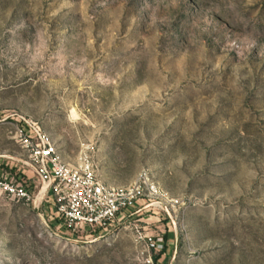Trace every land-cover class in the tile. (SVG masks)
<instances>
[{"label": "rangeland", "instance_id": "1", "mask_svg": "<svg viewBox=\"0 0 264 264\" xmlns=\"http://www.w3.org/2000/svg\"><path fill=\"white\" fill-rule=\"evenodd\" d=\"M6 116L0 178L35 205L0 192V264H264V0H0ZM20 117L112 187L148 171L170 216L73 235L19 171Z\"/></svg>", "mask_w": 264, "mask_h": 264}, {"label": "built area", "instance_id": "2", "mask_svg": "<svg viewBox=\"0 0 264 264\" xmlns=\"http://www.w3.org/2000/svg\"><path fill=\"white\" fill-rule=\"evenodd\" d=\"M13 116L3 117L7 123ZM14 140L23 152L17 160L22 174L32 172L42 183L41 203L54 200L55 212L62 227L74 234L86 231L90 237H103L124 227L125 221L141 214L158 212L170 216L173 203L166 197L148 171L140 173L131 184L112 187L98 176L92 156L83 150L76 165L66 163L53 137L43 126L20 117L15 126ZM12 159V158H10ZM15 160V159H13ZM0 178V192L8 199L35 205V199L26 184ZM140 242L149 251L159 247L158 241L144 235L143 228L135 226ZM147 264H153L152 259Z\"/></svg>", "mask_w": 264, "mask_h": 264}, {"label": "bare ground", "instance_id": "3", "mask_svg": "<svg viewBox=\"0 0 264 264\" xmlns=\"http://www.w3.org/2000/svg\"><path fill=\"white\" fill-rule=\"evenodd\" d=\"M72 117H73L74 119H76V120L79 119V118H78V115H77L75 112H72Z\"/></svg>", "mask_w": 264, "mask_h": 264}, {"label": "crops", "instance_id": "4", "mask_svg": "<svg viewBox=\"0 0 264 264\" xmlns=\"http://www.w3.org/2000/svg\"><path fill=\"white\" fill-rule=\"evenodd\" d=\"M4 165V163H0V166Z\"/></svg>", "mask_w": 264, "mask_h": 264}]
</instances>
